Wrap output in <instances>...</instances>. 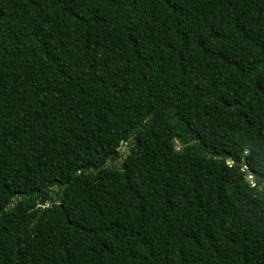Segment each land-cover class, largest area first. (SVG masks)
<instances>
[{
	"label": "trees",
	"instance_id": "16d2710c",
	"mask_svg": "<svg viewBox=\"0 0 264 264\" xmlns=\"http://www.w3.org/2000/svg\"><path fill=\"white\" fill-rule=\"evenodd\" d=\"M0 264H264V0H0Z\"/></svg>",
	"mask_w": 264,
	"mask_h": 264
},
{
	"label": "rangeland",
	"instance_id": "374dc122",
	"mask_svg": "<svg viewBox=\"0 0 264 264\" xmlns=\"http://www.w3.org/2000/svg\"><path fill=\"white\" fill-rule=\"evenodd\" d=\"M179 145V143H177ZM122 161V158H119L117 161H116V164H120Z\"/></svg>",
	"mask_w": 264,
	"mask_h": 264
},
{
	"label": "water",
	"instance_id": "95a60500",
	"mask_svg": "<svg viewBox=\"0 0 264 264\" xmlns=\"http://www.w3.org/2000/svg\"><path fill=\"white\" fill-rule=\"evenodd\" d=\"M126 152H127V154H129L130 153V149L129 148H126ZM251 178V177H250ZM261 186H258V188H260Z\"/></svg>",
	"mask_w": 264,
	"mask_h": 264
}]
</instances>
